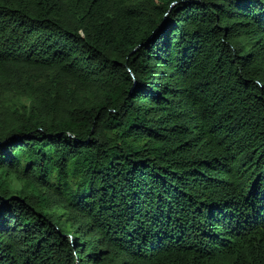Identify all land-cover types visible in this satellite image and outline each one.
<instances>
[{"label": "trees", "instance_id": "trees-1", "mask_svg": "<svg viewBox=\"0 0 264 264\" xmlns=\"http://www.w3.org/2000/svg\"><path fill=\"white\" fill-rule=\"evenodd\" d=\"M0 93V264H264V0H0Z\"/></svg>", "mask_w": 264, "mask_h": 264}, {"label": "rangeland", "instance_id": "rangeland-1", "mask_svg": "<svg viewBox=\"0 0 264 264\" xmlns=\"http://www.w3.org/2000/svg\"><path fill=\"white\" fill-rule=\"evenodd\" d=\"M27 103L28 100L25 96L0 93V113L13 109H17L21 112L23 106H26ZM7 182L9 183L10 189L14 192H18L24 185V181L16 178L13 171L10 172Z\"/></svg>", "mask_w": 264, "mask_h": 264}]
</instances>
